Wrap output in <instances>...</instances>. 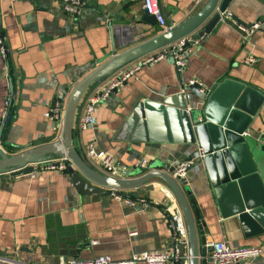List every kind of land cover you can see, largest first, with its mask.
Masks as SVG:
<instances>
[{"label": "crops", "instance_id": "obj_1", "mask_svg": "<svg viewBox=\"0 0 264 264\" xmlns=\"http://www.w3.org/2000/svg\"><path fill=\"white\" fill-rule=\"evenodd\" d=\"M209 1L157 0L173 30L195 17ZM85 2L86 12L72 18L60 0H0V36L8 48L7 58L0 53V118L7 98L12 96V118L1 144L10 157L58 140L59 129L45 116L56 98L64 99L68 106L76 87L94 70L163 34L157 20L146 13L142 0ZM228 9L246 25L262 22L249 41H244L233 25L224 23L186 53L187 65L182 70L170 59L144 66L121 91L99 106L97 124L80 130L78 122L87 97L122 67L163 46L128 61L87 88L73 116L72 140L92 171L105 177L86 155L93 139H97L100 150L116 158L123 172L131 171L125 179L136 177L141 170L136 162L142 158L149 160V170L173 177L170 168L197 154L198 144L115 140L119 128L142 100L162 101L167 95L183 93L182 88L195 79L209 90L227 77L264 94V0H233ZM249 56L256 62L246 63ZM186 91L191 94V106L200 108L207 92L198 85L188 86ZM263 130L264 105L249 127L254 145ZM259 143L257 161L264 178V144ZM65 152L56 149L44 155L49 159ZM72 164L78 168L75 161ZM177 182L184 191L186 186ZM187 186L202 213L196 225L206 223L207 239L226 241L235 248L264 247V233L247 237L237 215L222 216L203 160L189 170ZM111 188L105 186L109 193L100 198H88L76 189L68 170H43L36 177L0 176V264H61L105 254L120 260L172 245L166 210L181 204L168 181L155 176L137 186L120 188L122 194L145 199L146 206L120 202ZM187 231L189 237L188 227ZM247 264H264V253Z\"/></svg>", "mask_w": 264, "mask_h": 264}, {"label": "water", "instance_id": "obj_2", "mask_svg": "<svg viewBox=\"0 0 264 264\" xmlns=\"http://www.w3.org/2000/svg\"><path fill=\"white\" fill-rule=\"evenodd\" d=\"M232 1L210 0L185 25L163 33L94 70L71 95L65 116L63 140L32 149L18 157H10L5 151H0V172L9 167L45 160V153L65 149V153L70 155L81 169L69 164L67 170L71 180L76 189L88 198H100L108 194L105 186L127 188L137 186L155 176L163 177L177 194L189 230L187 243L178 244L173 240L168 249L179 250L178 264H207L211 260L208 254L213 247L209 245L206 237V223L196 225V221L202 219V213L196 198L191 196L187 178H173L157 170L143 175L139 174L141 170H138L136 177L130 179L102 177L92 171L78 155L72 140V121L76 106L87 88L114 69L188 34L192 33L194 39H205L224 23L235 27L233 20H239L228 9ZM150 17L157 20L154 15ZM263 105L264 94L261 91L243 81L227 77L207 91L200 108L192 107L190 98L185 93L167 95L162 101H140L119 128L114 139L198 144L205 153L203 161L222 216L226 218L237 215L246 236H257L264 233V178L256 153L261 144L260 141L256 143L257 146L252 143L249 127ZM26 170L31 171L32 167L29 166ZM174 170L175 167L170 168V172L173 173ZM123 174L128 176L131 171ZM177 181L186 186L185 192ZM199 256H202L201 262Z\"/></svg>", "mask_w": 264, "mask_h": 264}, {"label": "built area", "instance_id": "obj_3", "mask_svg": "<svg viewBox=\"0 0 264 264\" xmlns=\"http://www.w3.org/2000/svg\"><path fill=\"white\" fill-rule=\"evenodd\" d=\"M143 7L146 12L154 15L157 22L163 29V33H167L172 30V27L168 26L167 19L160 8L157 0H142ZM62 8L66 14L72 18H77L84 14L87 10L85 0H60ZM233 24L236 29L242 34L244 41H249L254 32L259 29L262 22L257 21L251 25L240 23L237 20H233ZM199 39H194L193 34L181 37L169 44L164 45L158 52L147 54L140 59L127 64L120 70L115 72L106 79L100 87L92 94H90L85 102L83 112L78 122V128L80 130H87L94 127L97 124V110L99 106L107 103L113 94L121 91L126 83L134 77L144 66L156 63L160 60L172 59L178 69L182 70L187 65L186 53H190L194 50V47L199 44ZM0 53L3 57H8V48L5 40L0 36ZM256 62L254 56H249L246 59V63L253 64ZM198 85L200 89L207 92L208 89L198 80H191L188 85L182 88V92L190 98L191 94L186 91V87ZM67 111V104L64 99L58 97L48 107L45 116L59 129L60 134L57 141H62L64 138L65 116ZM12 118V96L10 95L6 101V108L0 118V151H5L1 144V137L3 131L7 127L9 121ZM259 141L264 144V130L259 135ZM6 152V151H5ZM87 157L94 161L99 170L111 179H125L123 174V168L116 158L105 151L98 148L97 139L91 140L86 148ZM205 153L201 147H199L197 154L180 160L173 171L174 178H187L189 170L198 162L203 160ZM74 160L70 155L64 153L59 157H53L41 161L28 162L22 166L9 167L5 171L0 172V176H7L10 178L18 177H36L39 172L43 170H59L66 171L69 164H72ZM31 166L32 170L26 169ZM138 169L144 170L143 174L151 172L149 170V160L142 158L136 162ZM149 170V171H148ZM142 174V175H143ZM120 188H111V194L120 202L128 204L130 206H137L139 204L146 206L145 199L141 198L136 200L129 195L122 194ZM166 219L169 227L172 230L173 239L178 244H184L188 242L187 224L184 217L182 208L179 205L168 207L166 210ZM209 245L213 247V250L209 253L211 260L207 264H247L254 258L264 253V247H239L235 248L230 246L226 241H217L212 238L207 239ZM180 260L179 250L177 248L169 250L168 248L144 250L134 253L128 259H115L111 255H100L94 259L82 260L73 259L65 261L61 264H137L140 261H144L148 264H167L169 262L178 264ZM26 264V263H18Z\"/></svg>", "mask_w": 264, "mask_h": 264}]
</instances>
